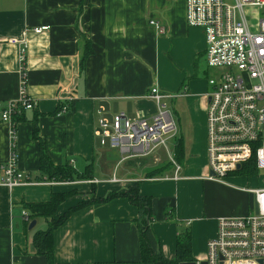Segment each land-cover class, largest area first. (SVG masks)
Listing matches in <instances>:
<instances>
[{
  "label": "crops",
  "instance_id": "crops-1",
  "mask_svg": "<svg viewBox=\"0 0 264 264\" xmlns=\"http://www.w3.org/2000/svg\"><path fill=\"white\" fill-rule=\"evenodd\" d=\"M40 26L46 29L34 33L32 29ZM84 39H89L91 52L81 65ZM204 49L201 29L185 23L184 0H0V111L19 97L22 83L34 101V107L24 109L23 119L15 122L16 168L31 180L45 178L32 135L36 125L51 163L88 173L97 197L123 191L134 182L141 194L152 197L147 237L154 251L173 259L176 236L187 228L191 257L203 259L217 218L246 213V205L234 198L240 193L206 178V92L205 82L196 75L206 73ZM184 77L188 91L176 94L174 101L187 143L177 128L157 154L121 159L120 151L95 134L98 119L111 122L119 112L128 119L150 118L156 110L150 89L176 93ZM168 99L163 103L167 105ZM10 130V124L0 119V165L12 154ZM175 139L183 143L176 178L173 167L146 177V171L173 158ZM119 161L120 181L111 182ZM73 188L87 193L90 184L41 182L13 188L0 184V264H47L31 245L35 232L46 229L48 222L42 221L44 228L28 229L25 221L37 225L39 217L25 219L28 212L21 203L43 202L52 192ZM78 200L68 198L56 214ZM137 214L122 197L74 211L53 230V264H148L140 260Z\"/></svg>",
  "mask_w": 264,
  "mask_h": 264
},
{
  "label": "built area",
  "instance_id": "built-area-1",
  "mask_svg": "<svg viewBox=\"0 0 264 264\" xmlns=\"http://www.w3.org/2000/svg\"><path fill=\"white\" fill-rule=\"evenodd\" d=\"M184 19L188 27L201 29L205 42V61L213 71L206 93L207 179L226 183L228 175L256 176L261 185L241 188L253 199L248 212L241 216L217 218L215 235L206 243L203 259L192 264H264V0H184ZM46 26L34 27L41 33ZM25 48L20 50L24 64ZM23 67V66H22ZM187 90V89H186ZM184 95L186 92H182ZM156 105L150 118L128 119L116 113L111 122L98 119L95 134L108 140L109 147L122 153L121 159L145 157L165 147L177 132L175 120L156 87L149 91ZM23 83L19 97L0 111V119L10 124L15 137L14 115L33 108ZM66 106L61 110L65 111ZM174 176L181 164L169 159ZM239 165V168L237 166ZM0 184L7 188L47 183L77 185L94 180H31L16 168L14 152L0 165ZM211 173V174H210ZM111 182L120 180L112 175ZM25 215V214H24ZM26 219V217H25Z\"/></svg>",
  "mask_w": 264,
  "mask_h": 264
},
{
  "label": "trees",
  "instance_id": "trees-1",
  "mask_svg": "<svg viewBox=\"0 0 264 264\" xmlns=\"http://www.w3.org/2000/svg\"><path fill=\"white\" fill-rule=\"evenodd\" d=\"M89 39H84V49L80 57V64H84L85 58L90 54ZM23 70V67H22ZM22 111L14 115L13 120L18 122L23 119ZM15 131V125L13 126ZM33 138L39 145V169L41 174L45 176L46 180L55 181H75V180H93L88 173H80L75 171L71 165H54L51 163L49 157L45 152L44 138L39 134L36 125L33 126ZM12 152L15 149V137L11 140ZM173 159L178 163L183 157V143L181 139H175L172 147ZM172 167L169 161L155 166L146 171V177L156 176L163 173L164 170ZM37 177L36 180H40ZM72 186V185H70ZM90 197L85 200H79L72 206L68 207L60 215H55L57 208L66 201L71 195L76 194V189H70L64 192H52L50 198L43 202H22V207L28 212L26 218L32 220L36 217L44 218L48 222V226L44 230L36 231L32 239V251L36 254L43 255L46 258L47 264H53V230L61 225L74 211L83 208L86 205L94 203H107L115 198H126L130 204L137 208V218L134 223L138 230V247L140 253V260L148 264H181L183 262L192 261L191 257V241L190 232L186 228L178 232L175 241V254L173 259L163 258L159 252L152 249L147 231L150 227L149 222L152 219L151 204L152 197L143 195L139 192L137 182L128 186L123 191L110 190L102 197H97L95 194V183H90V190L88 191ZM25 224H29L25 221Z\"/></svg>",
  "mask_w": 264,
  "mask_h": 264
},
{
  "label": "rangeland",
  "instance_id": "rangeland-1",
  "mask_svg": "<svg viewBox=\"0 0 264 264\" xmlns=\"http://www.w3.org/2000/svg\"><path fill=\"white\" fill-rule=\"evenodd\" d=\"M225 1L228 4L231 3V0H225ZM204 44H205V42H204ZM205 70H206V73H203L202 71H200L196 75H197V77L199 79H201L202 81L205 82V87H204L203 90L207 93L210 90V87H209V84H208V78L210 76H213V71L211 69L207 68V67H205ZM186 82H187L186 81V78L184 77L182 79V81L179 83L176 93H174L175 91H165V90H161L160 93L161 94H164V95H168V96H171L173 94L174 95H176V94L181 95V94H183L182 92H187L188 91V86H187V83ZM167 106H168L169 110L171 111L172 117L175 119V122L177 121L176 120L177 119V116L179 117V119H181V114L178 111V101L175 102L174 99L173 100L172 99L171 100L168 99ZM177 122H176V126H177ZM180 126H181V124L179 125V122H178L177 128L182 133V136L184 138L185 143H187L188 137H187L186 130H185L184 127L181 128V130H180ZM206 136H207V134H206V112H205V145L207 146ZM169 143L170 142H168V144ZM157 152H160V149L157 148L155 151L151 152L148 156L151 157L154 154H157ZM163 153L165 154L166 157H168V154H167L166 149L164 150ZM206 158H207V154H206ZM119 159H120V156H119ZM123 161L117 162V164L115 165V167H114V169L112 171L113 174L111 173L112 175H115L116 176L118 174V171L121 168V165H122V162ZM263 174H264L263 172H259L258 173V176H261ZM223 180L226 182L227 185L230 186V188H232V189L234 188L233 191L236 190L235 192L240 193V195L234 196V198L237 199V200H239L240 203H241V205H246V212H248V210L250 209L251 205H253V202H252L253 199L250 198L244 191H242L241 188H254V187H257V186L261 185V181L256 176L247 178L245 175H241L239 173H235L233 175H228ZM76 192H77L76 194L71 195L69 198L76 197L77 199H80V200L83 199V200H85V199H87V198L90 197L89 192H87V193L86 192L80 193V191H78V190H76ZM55 215H60V214H54V217H55ZM42 221H45V219L44 218L37 219V225H34L33 228L38 229V228H41L42 226L45 227V223H43ZM216 226H217V223H215V230H216ZM44 227H42V228H44Z\"/></svg>",
  "mask_w": 264,
  "mask_h": 264
},
{
  "label": "water",
  "instance_id": "water-1",
  "mask_svg": "<svg viewBox=\"0 0 264 264\" xmlns=\"http://www.w3.org/2000/svg\"><path fill=\"white\" fill-rule=\"evenodd\" d=\"M206 100L208 101L209 98H207ZM237 168H239V165L237 166ZM34 224H35V221L34 220L30 221V223L28 224V229H31L34 226ZM181 264H192V262L191 261H189V262H183Z\"/></svg>",
  "mask_w": 264,
  "mask_h": 264
}]
</instances>
